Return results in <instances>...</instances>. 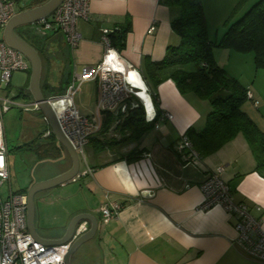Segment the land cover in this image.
Returning a JSON list of instances; mask_svg holds the SVG:
<instances>
[{
  "label": "crops",
  "instance_id": "0c3cea01",
  "mask_svg": "<svg viewBox=\"0 0 264 264\" xmlns=\"http://www.w3.org/2000/svg\"><path fill=\"white\" fill-rule=\"evenodd\" d=\"M10 1L17 13L39 6L46 0ZM91 2L89 20L77 21L82 39L78 48L71 49L62 32L40 36L49 56L44 77L53 89L47 98L63 95L76 73L102 61L106 52L104 30L129 28L126 46L120 55L125 66L137 70L140 75L147 72L148 63L162 61L169 46L176 47L181 41L180 36L173 32L171 23L179 15V10L166 0ZM256 2L258 0H201L210 39L214 41L209 31L215 23L224 21L243 3H246L244 7L247 9ZM28 28L39 31L32 24ZM26 30L20 27V32ZM221 52L228 54V57L235 55V52L227 48L214 49L217 64L227 70V65L218 56ZM111 60L115 62L114 58ZM119 67L124 68V65L120 63ZM140 78L145 85L143 90L149 89ZM30 82L31 76L25 86L16 90L17 83L12 80L7 93L15 99L24 97L23 103L31 104L34 100L29 90ZM95 87L97 93L93 98L97 105V82ZM245 87L251 92L250 84ZM22 91L26 93L25 96L20 95ZM153 92L159 98V105L157 108L154 106L159 113L154 127L141 140L123 141L124 135L129 134L126 132L123 135L121 129L115 130V126L105 134L99 132L95 135L104 145L97 146L94 156L109 153V157L105 161H94L95 165L86 160L87 168L83 173L80 170L71 182L60 185L58 195L65 197L67 204L46 205V210L52 208L51 223L44 220L46 206L39 208V233L48 239H61L75 216L90 213L99 222V230L95 238L78 250L72 259L73 264H263L246 257L236 247L237 218L228 216L222 207L208 211L198 209L203 201L201 184L219 167H224L223 179L233 192L234 201L247 204L250 214L261 220L264 227V177L256 171V159L249 142L243 134L238 135L218 152L206 156L201 167L186 164L177 153L175 144L189 128L199 132L204 130L212 106L193 92L182 93L170 78L154 86ZM146 93L148 101L143 100L150 109L152 100ZM251 93L255 100L259 99L255 92ZM77 96L74 100L79 111L85 115L92 114L85 107L84 100ZM244 108L264 132V108L260 105L255 107L251 102L246 103ZM141 111L145 115V109L141 108ZM167 112L174 116L173 120L159 121V117ZM123 119L114 114V125ZM34 128L25 129L29 139L35 138ZM39 136L41 139L47 138L44 134ZM107 136L109 144H105ZM5 140L8 145L6 128ZM91 141L86 148L95 146ZM57 147L60 150L59 158L44 160L50 163L43 161L48 169L37 164V170H43L37 182L47 181L71 168L70 157L59 141ZM9 149L8 145V152ZM132 152L137 153L139 158L129 161L127 156ZM8 165L12 181L10 152ZM111 203H119L123 209L106 224L101 207Z\"/></svg>",
  "mask_w": 264,
  "mask_h": 264
},
{
  "label": "built area",
  "instance_id": "2783aa9c",
  "mask_svg": "<svg viewBox=\"0 0 264 264\" xmlns=\"http://www.w3.org/2000/svg\"><path fill=\"white\" fill-rule=\"evenodd\" d=\"M91 3V0H63L62 5L52 13L50 18L32 25L39 31L58 30L62 32L70 48L74 50L82 41L77 21L79 19L89 20ZM15 14L13 2L0 0V187L11 183L4 115L13 107H22L27 112L40 111L37 103H19L7 93L13 74L18 71H28L31 67L24 54L14 50L3 40L4 27ZM110 33L112 31H103L106 52L102 61L97 65L84 67L81 72L76 73L63 95L48 98L49 104L56 113L62 133L84 161H86L85 147L101 130L104 114L108 112L118 116L123 112L125 104L133 99H140L138 89L128 81L125 74V71L128 72L131 68L125 66L121 53L111 47L107 36ZM112 57L117 63L111 60ZM119 62L124 65V68L119 67ZM134 71L140 76L137 70ZM92 81L97 82L99 87L97 108L92 115H85L79 111L74 99L81 87ZM247 93L249 101L255 107H259L253 93L250 91ZM140 101L145 109L146 121L155 122L158 113L154 105L152 104L153 110L151 111L143 99ZM173 118L174 116L167 112L159 117V121H172ZM43 121L49 124L46 116ZM175 145L177 153L186 164L196 167L203 165L201 156L198 155L186 134H183ZM224 171V167H219L210 174L207 181L201 184L203 201L198 209L208 211L215 207H222L228 216L237 218L235 223L236 247L246 257L264 264L262 221L250 214L247 204L234 201L233 192L223 179ZM27 206L26 194H18L11 189L10 195L4 200L0 189V264H65L64 259L71 250L72 244L77 238L87 233L90 223L87 221L81 223L70 242L47 246L32 237L29 225H27ZM122 209L123 205L119 203L102 206L101 213L104 223L111 222V219L117 216Z\"/></svg>",
  "mask_w": 264,
  "mask_h": 264
},
{
  "label": "trees",
  "instance_id": "16d2710c",
  "mask_svg": "<svg viewBox=\"0 0 264 264\" xmlns=\"http://www.w3.org/2000/svg\"><path fill=\"white\" fill-rule=\"evenodd\" d=\"M166 1L179 10V15L171 23L173 32L180 36L181 41L176 47L169 46L162 61L148 63L147 72L141 74L145 84L152 89L150 96L154 106L157 108L159 105V98L153 92V87L160 85L165 78L173 80L182 93L193 92L202 100L209 101L212 111L206 117L204 130L199 132L194 128H189L186 131L198 155L204 160L206 156L218 152L229 141L243 134L254 153L256 171L264 177V132L249 117L244 108L245 104L250 102L247 93L249 90L236 78L230 76L227 70L221 68L214 57L216 48H227L236 53H252L255 57L256 68L264 69V0H258L246 14L231 24L219 41L210 39L201 0ZM128 31L129 28L116 27L112 33L107 35L112 49L122 53L126 46ZM37 32L39 36L46 37L48 34L60 31L41 30ZM18 33L26 40L20 30ZM31 42L42 58L44 67L41 89L43 94L49 97L48 93L53 89L44 77L45 64L49 56L44 41L41 43L40 39L35 40L37 45L33 43L34 41ZM25 94L23 91L20 93L22 96ZM134 100L138 107H132L130 103L126 108V113L122 112L117 116V118L124 117V119L118 120L115 125L113 123L114 114L106 112L99 132L105 134L115 126V130L121 129L123 135L126 132L129 134V136L124 135L123 141L141 140L154 127L156 120L151 123L146 122L144 112L141 111L143 106L138 99ZM36 112L44 118L41 111ZM44 135L49 141L37 145V154L42 156L39 160L59 158L58 140L48 124ZM94 138L91 141L94 145L100 147L104 145V142L95 136ZM105 144H109V141H105ZM138 158L135 152L127 156L129 161ZM27 193L24 194L27 195Z\"/></svg>",
  "mask_w": 264,
  "mask_h": 264
},
{
  "label": "rangeland",
  "instance_id": "374dc122",
  "mask_svg": "<svg viewBox=\"0 0 264 264\" xmlns=\"http://www.w3.org/2000/svg\"><path fill=\"white\" fill-rule=\"evenodd\" d=\"M246 3H243L242 6L240 7H236V9L231 13L229 17L224 18V21H219L215 23L216 25L211 29V31H209L210 33H212L214 41H219L224 36L226 29L231 24L235 23L238 18H241L244 14L248 12V10L251 8L253 4L251 3L248 6V8L245 9L244 6H246ZM22 28L28 29L26 31H23L24 33L21 32L23 36L26 37V40L30 42L34 41L33 43L36 44L35 40L40 39L39 38L40 36L37 33V31L28 28V26H23ZM225 52H221L218 56L223 60L224 65L225 66L227 65L226 69L229 71L230 73L229 75L230 76L232 75L234 78L240 81L244 86L250 84L251 92L253 91L257 94V96L259 97L258 99L259 101L257 100V102L260 105V107L264 108V69L260 70L256 68L255 57L253 56L252 53L244 54V53L235 52V55H232L231 58L228 57V54H226ZM30 76H31V69L29 71H18L14 73L12 76V80H14V82L17 83V84L14 83L15 85H17L16 90H19L23 86H25ZM95 85L96 82L86 84L81 87L80 92L77 94L78 95L77 98L80 99L81 97L84 100L85 107L91 110V112L93 113H95L97 108L96 100L93 98V96L95 97L97 93V87H95ZM15 100L19 103L25 102L24 97H20V99H15ZM4 116H5L4 127L6 128V139L8 140V145L10 148L9 152L11 155L12 177H13L11 181V185L6 184L0 187L2 197L5 200L10 195L11 189H13V191L18 194L27 193L30 189L28 187L32 183L35 184L38 178H41V174L43 170L41 169L40 171H38L37 167L39 166H37V164L38 165L41 164L42 168L48 169V166L43 163L44 160H39V158H42V156L37 154L36 149H37V145L46 143L49 141V139L48 138L41 139L39 136V134L43 135L45 133V130L47 129V125L44 123L41 115L36 111L27 112L22 107L20 108L13 107ZM26 127L31 128V130H33V128L35 127L34 128L35 138L29 139L28 134L25 133ZM107 140H109L108 136L105 141ZM8 145H7V149H8ZM97 149L98 148L96 145L91 148L85 147L86 160L91 165H95L94 161L97 160L105 161L110 155L109 153H98V155L94 156V154H96L94 151ZM80 161H81L80 170L83 173L84 170H86L87 165H86V161H84L82 157H80ZM9 170H10V166H9ZM10 174H11V170H10ZM60 188L61 187L48 190V192L44 193L45 194L44 197L40 196L41 195L40 194L39 195L40 197L38 196L36 198L37 212L39 211L40 207L44 208L47 204L50 203H57L58 205L67 204L65 203L67 199L65 197H61L60 195H58ZM46 208L47 206L43 211L46 214L44 216V220L47 221L48 223H51L53 218V212H51L50 210L52 208L49 207L48 210H46ZM50 214L52 216H50Z\"/></svg>",
  "mask_w": 264,
  "mask_h": 264
},
{
  "label": "water",
  "instance_id": "95a60500",
  "mask_svg": "<svg viewBox=\"0 0 264 264\" xmlns=\"http://www.w3.org/2000/svg\"><path fill=\"white\" fill-rule=\"evenodd\" d=\"M62 2L63 0H47L39 6L17 12L4 27L3 40L14 50L24 54L28 60L29 65L31 66V82L29 90L32 94L34 100L33 102L39 105L41 113L48 118L49 126L51 127L55 138H57L63 149L66 150L72 162L71 168L68 171L59 174V176L47 179V181L36 182L30 187L27 193V225H29V231L36 241H40L42 244L47 246L63 245L64 243H68L73 240L77 227L83 221L89 220V222H91L90 229L87 231V233L75 240L71 246V250L64 259L65 264H73L72 259L78 250L97 235L99 230V222H97V219L92 214L84 213L75 216L71 220L64 233V236L61 239H48L44 236H41L39 233L37 224L38 212L36 198L40 194L48 192V190L58 188L60 185L69 183L72 181V179L76 178L79 175L81 161L76 149H74L72 144L62 133L60 125L58 124L56 113L54 112L53 108L48 102V98L43 94V90L41 89L44 67L42 64L41 55L30 42L26 41L18 33V28L20 27L35 24L40 22V20L50 18L52 13H54L62 5ZM130 103L132 107H138V104H136L134 99L131 100ZM130 103L125 104L123 107V113H126V108Z\"/></svg>",
  "mask_w": 264,
  "mask_h": 264
},
{
  "label": "bare ground",
  "instance_id": "6f19581e",
  "mask_svg": "<svg viewBox=\"0 0 264 264\" xmlns=\"http://www.w3.org/2000/svg\"><path fill=\"white\" fill-rule=\"evenodd\" d=\"M113 58V57H112ZM111 58V59H112ZM116 62V61H115ZM117 63V62H116ZM126 74V76H127V78H128V81H130V83L132 84V85H134V87L136 88V89H138V97L141 99V97H143L142 99H147V101H148V97H147V93L146 92H148L147 91V89L146 90H143V89H145V85H143V82H142V79L139 77V75L137 74V73H135V71L133 70V69H130L129 71H128V73H125ZM145 91V92H144ZM141 99V100H142ZM151 111L153 110L152 109V105H151Z\"/></svg>",
  "mask_w": 264,
  "mask_h": 264
},
{
  "label": "clouds",
  "instance_id": "9594fccd",
  "mask_svg": "<svg viewBox=\"0 0 264 264\" xmlns=\"http://www.w3.org/2000/svg\"><path fill=\"white\" fill-rule=\"evenodd\" d=\"M140 77H142V75H140ZM143 78V77H142ZM144 81V80H143ZM145 83V82H144ZM147 91H148V94H149V96H150V92H149V89H148V87H147ZM151 97V96H150ZM138 100H140V99H138ZM151 100H152V104H153V99H152V97H151ZM140 103H141V101H140ZM141 105L143 106V103H141ZM154 105V104H153ZM144 109V108H143ZM145 116V115H144ZM156 120V119H155ZM27 196V195H26ZM90 229V228H89Z\"/></svg>",
  "mask_w": 264,
  "mask_h": 264
},
{
  "label": "flooded vegetation",
  "instance_id": "af4514ba",
  "mask_svg": "<svg viewBox=\"0 0 264 264\" xmlns=\"http://www.w3.org/2000/svg\"><path fill=\"white\" fill-rule=\"evenodd\" d=\"M20 30V28H18V31Z\"/></svg>",
  "mask_w": 264,
  "mask_h": 264
}]
</instances>
